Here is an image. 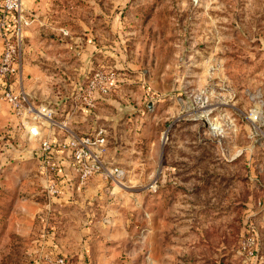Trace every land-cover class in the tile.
<instances>
[{
  "label": "rangeland",
  "instance_id": "1",
  "mask_svg": "<svg viewBox=\"0 0 264 264\" xmlns=\"http://www.w3.org/2000/svg\"><path fill=\"white\" fill-rule=\"evenodd\" d=\"M23 6L31 99L124 177L47 210L39 140L1 133L0 264H55L52 234L67 264H264V0Z\"/></svg>",
  "mask_w": 264,
  "mask_h": 264
},
{
  "label": "built area",
  "instance_id": "2",
  "mask_svg": "<svg viewBox=\"0 0 264 264\" xmlns=\"http://www.w3.org/2000/svg\"><path fill=\"white\" fill-rule=\"evenodd\" d=\"M32 23L31 16L24 9L23 0H0V34L4 38L0 54L2 98L19 118L26 134L39 140L33 155L38 158L46 177V209L50 210L56 199L62 196L61 183L70 190L74 187L80 189L98 174L113 183H120L124 171L119 165H110L106 160L107 137L103 128L94 133L75 132L67 123L54 118L53 107L35 104L23 87L16 86L17 59L25 32ZM90 90L87 89L89 94ZM254 116L257 119L258 116ZM50 238L54 240L55 235L52 234ZM44 258L55 264H67L66 256L58 252L54 244Z\"/></svg>",
  "mask_w": 264,
  "mask_h": 264
},
{
  "label": "crops",
  "instance_id": "3",
  "mask_svg": "<svg viewBox=\"0 0 264 264\" xmlns=\"http://www.w3.org/2000/svg\"><path fill=\"white\" fill-rule=\"evenodd\" d=\"M3 42H4V38L0 34V54L2 51ZM18 59H19V57H18ZM20 64H21V60H20ZM27 68H28L27 63L25 65H23V63H22V67L21 66L19 67V62H17V71L15 74V79H17L16 80V83H17L16 86L23 87L25 92L28 93L30 97H32L30 92L26 88L27 83H28L26 80V77H25V75H27ZM41 103L46 104L44 102H41ZM46 105H49V104H46ZM1 133H7V134L15 135V134H19V133L26 134V131L20 125L19 118H17L16 115L13 113L9 104L2 98V91L0 89V134ZM15 151H16L15 148L13 146H11L8 149L9 153H7V154L13 155V153ZM19 153H21V152L19 151ZM5 161H6V158H4L3 164H5ZM6 165H7V163H6ZM77 190L74 187L73 189L70 190L69 194H74ZM25 213H27L26 215L30 216L31 212L27 211ZM26 218L30 219L29 217H26ZM50 240H51L52 244H54V246H57L58 251H59V246L57 244L58 242H57L56 238H54V240L50 238ZM49 243L50 242H48V244Z\"/></svg>",
  "mask_w": 264,
  "mask_h": 264
},
{
  "label": "water",
  "instance_id": "4",
  "mask_svg": "<svg viewBox=\"0 0 264 264\" xmlns=\"http://www.w3.org/2000/svg\"><path fill=\"white\" fill-rule=\"evenodd\" d=\"M28 153H30V154H31V152H28Z\"/></svg>",
  "mask_w": 264,
  "mask_h": 264
}]
</instances>
